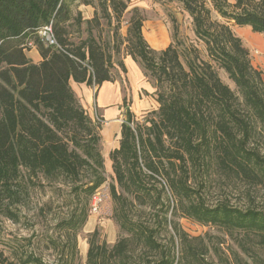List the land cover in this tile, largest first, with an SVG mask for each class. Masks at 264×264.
<instances>
[{
	"label": "trees",
	"instance_id": "16d2710c",
	"mask_svg": "<svg viewBox=\"0 0 264 264\" xmlns=\"http://www.w3.org/2000/svg\"><path fill=\"white\" fill-rule=\"evenodd\" d=\"M179 1L193 19L195 34L206 45L209 58L235 83L242 101L221 81L210 62L188 60L186 69L176 45L162 52L153 50L143 35L144 17L140 9H134L128 55L156 81L160 121L144 127L127 112L120 147L110 154L122 191L111 185L112 200L124 210L129 204L156 210L162 201L161 192L155 198L149 182L163 178L178 202L172 216L181 210L183 216L201 225L264 234V212L195 203L196 193L183 177L187 158L196 166L214 155L229 171L246 178L257 179L259 173L264 176V160L247 146L252 121L264 126L263 75L253 67L249 51L229 25L250 27L253 33L264 35V0H236L234 4L209 0L226 23L213 21L212 11L203 0ZM130 2L97 0L99 10L85 21L80 12L74 16L72 7L77 3L96 6L94 0H0V218L20 222L33 189L45 182L66 184L78 198L85 199L81 215L77 208L65 223L66 231L74 237L75 254L76 236L88 221L92 200L107 179L101 125L81 106L70 81L97 89L113 82L112 56L92 35V29L106 20L108 24L116 22L118 32ZM84 23L89 37L72 43L70 28L76 26L79 31ZM50 24L59 48L46 46L38 35L40 28ZM177 35L175 29V40ZM32 49L42 57L39 64L27 55ZM209 123L214 126L213 136L209 135ZM179 169L183 171L180 175ZM165 208L158 220L167 227L172 209L169 203ZM117 216L128 236L110 247L99 241L96 230L89 239L86 264H132L135 243L159 255L145 264H185L190 259L208 264L178 224L173 223V227L183 246L181 259L176 256L173 236L164 247L156 239L157 229L134 223L124 213ZM0 263L16 264L2 255ZM23 264L44 263L29 257Z\"/></svg>",
	"mask_w": 264,
	"mask_h": 264
},
{
	"label": "rangeland",
	"instance_id": "374dc122",
	"mask_svg": "<svg viewBox=\"0 0 264 264\" xmlns=\"http://www.w3.org/2000/svg\"><path fill=\"white\" fill-rule=\"evenodd\" d=\"M203 1L211 9L213 21L226 23L213 10L209 0ZM94 2L96 6L91 7L96 12L99 10L98 3L97 0ZM229 2L234 4L236 0H229ZM84 7L86 6L77 3L73 5L72 10L75 17L80 12L83 19L87 21L85 14L81 12ZM136 8L140 9L144 17V26L147 27L149 22L156 23L158 21L164 24L170 43L162 51H165L171 44L176 45L186 69H188V60L210 62L215 67L221 81L240 97L235 83L228 74L223 69L218 68L209 58L206 45L195 34L193 19L184 10L179 0H131L129 9L121 20L118 32H115L116 22L114 21L112 24H108L106 20H101L100 27L93 26L92 35L101 40L112 56L113 81L121 83L125 95L128 96L129 91H132L124 61L127 58L132 59L128 55V33L132 11ZM229 25L233 33L242 40L244 48L249 51V59L253 67L262 73L264 80V36L253 33L251 28L238 27L232 22ZM175 29H178L176 40ZM70 32L69 37L72 43L78 44L81 40L89 37L85 23L82 24L79 31L76 26H72ZM146 32L149 33L150 30L147 31L146 29ZM149 46L152 47L150 44ZM118 48L120 52L117 53ZM256 50L260 52L259 56L254 55ZM133 62L137 67L135 73L143 82L147 83L146 87L148 88L147 91L144 89L139 91L141 99L146 100L147 103L138 115H133L134 120L144 127H150L152 121H160L158 88L155 79L145 71L143 66L139 62L134 60ZM140 85L141 83L138 88ZM93 89L97 88L93 87ZM240 101H242L241 97ZM95 103L94 96L92 111L87 110V114L91 115V118L102 126L104 123L101 112L95 108ZM128 104L131 106L132 101L128 100L125 104L123 122L126 121L129 111ZM241 111L244 114L246 112L243 107ZM97 116L100 121H97ZM212 125L209 123L210 136L214 135V126ZM249 127L248 150L264 160V126L259 122L252 121ZM239 137L243 139L242 135ZM166 145L167 147L172 146L168 140H166ZM186 162L187 164L183 168L186 174H182L188 179V186L196 193L194 196L195 203H202L208 208L227 205L244 212L249 210L264 212V176L261 173L258 174L257 179L246 178L242 174L223 168L216 155L211 156L207 163H200L196 166H193L188 158ZM179 171L180 175L183 171L181 169ZM105 177L107 181L99 190L103 200L100 204V210L97 214L89 212L88 221L76 236L77 254L72 253L74 237L66 231L65 223L71 218L75 209L78 208L77 214L78 216L81 215L80 212L85 207V199L82 196L78 198L72 192L71 187L66 184H48L45 182L44 186H38L31 191L22 210L20 222L14 223L4 217L0 218V255L16 264H23V261L29 257L41 259L44 264H66L68 261L72 264H86L89 239L96 230L99 233V241L106 242L110 247L128 236L127 232L121 229L117 219L118 213L120 215L124 213L134 223H141L157 229L156 239L164 247L168 246L170 238L173 236L176 243L177 258L181 259L183 246L180 239L175 235L173 223L178 224L180 230L188 236L192 247L202 255L201 257L208 264H264V234L227 231L216 226L201 225L187 219L181 210L177 216H172L173 208L178 209V202L172 197V193L167 189L163 178L149 182V187L154 190L155 198L161 192L162 201L156 210H152L150 207H139L138 204L133 206L129 204L125 206L124 210L123 206L115 205L111 197V185H116L118 191L122 193L117 186L111 160L110 166L105 165ZM167 203L171 205L172 210L168 213V226L164 227L159 225L158 217H163ZM132 245L135 251L134 263L132 264H145V262L154 260L159 256L158 253L145 249L141 244ZM192 262L193 260L190 259L185 264H197Z\"/></svg>",
	"mask_w": 264,
	"mask_h": 264
},
{
	"label": "crops",
	"instance_id": "0c3cea01",
	"mask_svg": "<svg viewBox=\"0 0 264 264\" xmlns=\"http://www.w3.org/2000/svg\"><path fill=\"white\" fill-rule=\"evenodd\" d=\"M81 12L85 14L87 20H90L94 17L95 9L91 6H86L81 9ZM146 29L147 31L150 30V32H146ZM143 35L148 44L152 46L151 48L156 51H162L170 43L167 29L161 21L156 23L149 22L147 27H143ZM27 55L35 64H39L42 61V57L36 49H32ZM124 66L128 70V80L132 87V91H129L128 96L123 93L119 81L104 83L98 91L97 89H93V86L78 84L73 80L70 81L71 88L86 112L87 110L92 111L91 108L95 96V108L101 112V118L104 123L101 126V136L103 146L102 154L106 166H110L111 152L120 147L126 102L128 100L132 101L131 106L128 104V109L135 116L141 112L147 103L146 100L141 99L139 92L142 89L147 91V83L143 82L139 75L135 73L137 68L135 63L132 59L127 58L124 61ZM140 83L141 85L138 88ZM89 117L91 118V115Z\"/></svg>",
	"mask_w": 264,
	"mask_h": 264
},
{
	"label": "built area",
	"instance_id": "2783aa9c",
	"mask_svg": "<svg viewBox=\"0 0 264 264\" xmlns=\"http://www.w3.org/2000/svg\"><path fill=\"white\" fill-rule=\"evenodd\" d=\"M38 35L41 38V41L46 46L59 48V46H58V44H57V42L55 40V37L53 35L52 25L51 24L48 25V26H45V27L40 28L39 31H38ZM29 46L32 47V44L30 43ZM254 55L255 56H259L260 55V52L256 50L254 52ZM96 119H97V121H100V118H98V116H97ZM94 122H96V121H94ZM102 201H103L102 200V196H101V194L98 191L97 194L95 195V197L93 198L92 204H91V212L93 214H97L99 212V210H100V204L102 203Z\"/></svg>",
	"mask_w": 264,
	"mask_h": 264
}]
</instances>
